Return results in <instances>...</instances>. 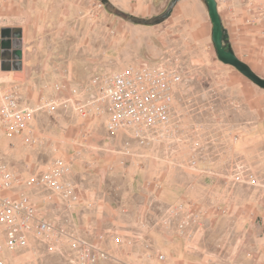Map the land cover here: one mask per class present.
I'll list each match as a JSON object with an SVG mask.
<instances>
[{
	"label": "rangeland",
	"instance_id": "374dc122",
	"mask_svg": "<svg viewBox=\"0 0 264 264\" xmlns=\"http://www.w3.org/2000/svg\"><path fill=\"white\" fill-rule=\"evenodd\" d=\"M216 1L223 24L264 20V0ZM173 2L0 0V39L17 27L27 44L21 70L0 58V101L16 93L36 112L21 133L0 126V171L39 200L26 181L66 161L79 194L54 196L50 243L11 250L0 237V264H72L84 247L107 253L100 264H264V88L219 59L205 0ZM131 65L182 76L157 141L81 116L92 80Z\"/></svg>",
	"mask_w": 264,
	"mask_h": 264
},
{
	"label": "built area",
	"instance_id": "2783aa9c",
	"mask_svg": "<svg viewBox=\"0 0 264 264\" xmlns=\"http://www.w3.org/2000/svg\"><path fill=\"white\" fill-rule=\"evenodd\" d=\"M181 80L178 70L166 65L154 69L131 65L120 72L96 77L91 82L94 96L80 110L81 116L100 118L109 114L107 129L110 133L131 131L142 141H157L164 137L167 130L173 113L176 86ZM35 113L32 109L21 108L16 93L7 94L0 101V126L3 124L21 133L27 129V121ZM4 131L0 127V135ZM70 175L71 165L68 162L55 161L46 171L28 179L26 182L30 187L45 193L38 200L20 189L23 180L14 172L8 169L0 171V237L8 248L25 249L33 239L42 243L53 240L55 228L47 219V213L54 196L66 204L79 200L78 186ZM214 210L218 214L220 211L227 214L224 208L214 207L212 212ZM184 211L185 205L182 204L175 207L172 213L180 216ZM64 234V229L58 231L57 239ZM107 259V253L101 248L84 247L76 250L72 264H100ZM158 259L166 261L167 256L159 254Z\"/></svg>",
	"mask_w": 264,
	"mask_h": 264
},
{
	"label": "water",
	"instance_id": "95a60500",
	"mask_svg": "<svg viewBox=\"0 0 264 264\" xmlns=\"http://www.w3.org/2000/svg\"><path fill=\"white\" fill-rule=\"evenodd\" d=\"M180 0H174L175 5ZM208 4L209 15L213 24V42L215 44L219 59L228 65H232L243 75L253 81L255 84L264 88V79L259 77L251 67L242 61L235 53L232 45L229 43V32L224 27L222 18L219 14L218 3L216 0H205ZM2 38L0 39V48H20L19 55L14 58L19 67H14V70L22 69L23 61V29L22 28H2ZM15 40L20 42L17 47L12 46V42Z\"/></svg>",
	"mask_w": 264,
	"mask_h": 264
},
{
	"label": "crops",
	"instance_id": "0c3cea01",
	"mask_svg": "<svg viewBox=\"0 0 264 264\" xmlns=\"http://www.w3.org/2000/svg\"><path fill=\"white\" fill-rule=\"evenodd\" d=\"M224 25L229 32V43L236 55L241 60H245L255 73L264 77V20L254 24L243 23L242 25H235L232 22L227 25L224 21ZM26 46V40L23 37V48ZM217 172L226 175L224 170L221 172V170L209 169L208 178H216L217 175H220ZM254 179L257 180L258 178L254 177Z\"/></svg>",
	"mask_w": 264,
	"mask_h": 264
},
{
	"label": "flooded vegetation",
	"instance_id": "af4514ba",
	"mask_svg": "<svg viewBox=\"0 0 264 264\" xmlns=\"http://www.w3.org/2000/svg\"><path fill=\"white\" fill-rule=\"evenodd\" d=\"M13 47L20 45V42L15 40L11 43ZM23 49V48H22ZM20 48H0V58L3 62V67L14 68L19 67V63L14 60L19 55Z\"/></svg>",
	"mask_w": 264,
	"mask_h": 264
}]
</instances>
